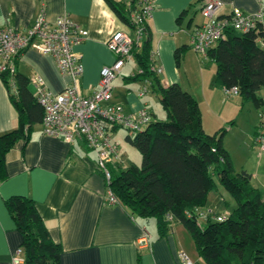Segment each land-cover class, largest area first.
Segmentation results:
<instances>
[{
    "label": "crops",
    "instance_id": "0c3cea01",
    "mask_svg": "<svg viewBox=\"0 0 264 264\" xmlns=\"http://www.w3.org/2000/svg\"><path fill=\"white\" fill-rule=\"evenodd\" d=\"M146 1L153 3L147 20L152 34V61L162 69L156 77L164 87L178 84L191 94L202 113L203 130L209 135L215 134L219 126L214 124L219 114L212 115L210 110L205 117L199 98L205 97L206 102L207 93H214L215 70L212 65H203L201 57L190 46L192 31L204 23L199 9L205 0ZM220 1L223 3L220 12L224 15L233 8L252 13L264 3V0ZM42 6L49 21L66 15L87 32V37L73 50L82 65L76 83L84 96L90 95L98 87L101 69L115 59L106 47L108 39L114 32L126 28L103 0H0V27L25 32ZM180 49L184 53L177 64L175 54ZM17 71L29 81L33 94L36 93L33 78H41L52 93H60L71 84L70 78L59 72L53 57L30 49L17 59ZM136 71V63L125 64L112 82V101L121 104L127 113L146 109L152 117L149 96L156 99L157 96L150 90L141 98L138 92L143 82L126 81ZM195 72L198 81L190 79ZM16 126L17 114L0 78V136ZM121 155L125 163L134 164L126 154ZM5 170L7 178L0 182V264H13L11 257L22 241L5 207V200L12 196L34 202L51 240L62 249L60 264H180V251L186 252L195 264H204L180 223H174L167 236L158 238L155 221L153 225L150 219L132 218L123 206L107 201V187L97 169L96 156L82 140L66 143L62 138L44 135L42 124L36 125L29 141H18L6 155ZM210 196L211 192L207 204ZM215 203L216 200L210 207L214 208ZM143 230L150 236V246L139 249L136 241Z\"/></svg>",
    "mask_w": 264,
    "mask_h": 264
},
{
    "label": "trees",
    "instance_id": "16d2710c",
    "mask_svg": "<svg viewBox=\"0 0 264 264\" xmlns=\"http://www.w3.org/2000/svg\"><path fill=\"white\" fill-rule=\"evenodd\" d=\"M103 2L125 28L133 30L128 15L138 9L140 0ZM259 39L264 41L262 32L226 31L207 52L215 64V83L221 88L237 87V96L258 107L264 105L259 96L264 91V45ZM183 53L180 49L175 54L177 64ZM132 54L143 73L126 81L148 80L166 120H154L144 131L125 137L140 153L141 164L124 169L110 166L107 190L132 218L154 219L158 238L180 223L204 264H264V192L250 185V174L234 170L222 145L225 130L205 133L193 96L178 84L162 86L149 70L153 53L147 21L141 44L134 43ZM17 59L12 74H0L17 114L16 128L0 136V182L7 178L6 155L18 141H29L33 127L42 124L44 115L29 81L17 71ZM213 175L236 207L223 221L208 217L202 223L199 211L216 189ZM5 207L21 235L22 264H60L62 249L51 240L34 202L12 196L5 200Z\"/></svg>",
    "mask_w": 264,
    "mask_h": 264
},
{
    "label": "built area",
    "instance_id": "2783aa9c",
    "mask_svg": "<svg viewBox=\"0 0 264 264\" xmlns=\"http://www.w3.org/2000/svg\"><path fill=\"white\" fill-rule=\"evenodd\" d=\"M223 3L220 0H205L200 7V15L204 23L195 28L190 36L191 49L207 58V52L225 36L226 31L239 33L262 32L264 35V3L257 11L244 13L233 8L228 14H221ZM153 3L140 1L138 9L128 15L133 30L125 29L114 32L106 43V47L115 57L113 63L100 71L98 87L90 95L84 96L77 83L82 73L80 57L73 50L86 37L87 32L80 29L68 16L62 15L49 21L42 6L37 13L34 23L25 32L5 26L0 27V74H12L15 71V60L26 50H34L43 55L53 57L59 72L70 78L71 84L60 93H52L46 89L41 78H33L32 84L36 89L35 96L42 107V132L44 135L62 138L66 143L82 140L97 159V169L102 174L105 183L111 179L110 166L124 165L118 145L112 136L118 129L127 131L130 135L144 131L153 121L146 109L135 113L125 112L124 107L114 103L112 82L119 76L125 64L134 62L132 48L134 43L138 46L144 35L145 22L151 17ZM264 45L262 39L258 40ZM149 70L159 75L162 69L151 60ZM137 71L131 76L140 75ZM151 83L143 80V86L138 92L139 97H145ZM226 97L238 95L237 87L222 88ZM259 124L253 136L254 146L260 154H264V114L259 117ZM109 203H116L109 190L106 195ZM187 216L190 217L189 213ZM208 217L216 221H223L224 216H215L210 211H199V220ZM139 249L150 246V236L143 230L136 241ZM21 249L15 251L11 257L13 264H22ZM180 264H195L190 256L180 251L178 253Z\"/></svg>",
    "mask_w": 264,
    "mask_h": 264
},
{
    "label": "rangeland",
    "instance_id": "374dc122",
    "mask_svg": "<svg viewBox=\"0 0 264 264\" xmlns=\"http://www.w3.org/2000/svg\"><path fill=\"white\" fill-rule=\"evenodd\" d=\"M200 60L204 63L203 65H212L213 69L215 70V64L212 60L202 57ZM207 78H209V74ZM190 79L198 81V73H192ZM196 85L200 87L199 82H196ZM189 87H192V85ZM220 88L221 87L216 84L214 93H207L208 100L206 102L205 97L199 96L203 114L206 117L210 110L212 115H216V113L219 114V119L214 125L219 126V129L216 132L219 130H225V133L222 137V145L230 156L234 170L236 172L245 171L250 174V185L253 188L264 192V154L259 153L253 142V134L255 133L259 124V117L261 114H264V105L260 107L255 106L252 102H246L239 96L226 97ZM259 96L264 98L263 90L259 92ZM149 97H151L150 108L154 113L152 120L165 121V112L162 110L159 101L151 95ZM128 134L129 133L127 131L118 129L117 133L112 136V139L118 145L120 154H126L130 163L140 166V153L125 140V137ZM126 165H128V163H125L124 161V165L120 168L124 169ZM213 180L216 184V189L211 191L209 202L205 208L202 209V211L205 213L210 211L216 216L219 215L227 217L236 207V202L232 196L219 184L216 175H213ZM214 200H216V203L214 205L215 207L212 208L210 206ZM150 221L154 225V219H150ZM200 222L203 223L202 220Z\"/></svg>",
    "mask_w": 264,
    "mask_h": 264
}]
</instances>
